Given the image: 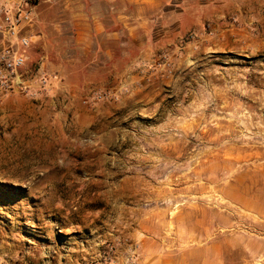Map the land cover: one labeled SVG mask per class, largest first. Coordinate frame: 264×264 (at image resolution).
<instances>
[{
	"label": "rangeland",
	"instance_id": "rangeland-1",
	"mask_svg": "<svg viewBox=\"0 0 264 264\" xmlns=\"http://www.w3.org/2000/svg\"><path fill=\"white\" fill-rule=\"evenodd\" d=\"M250 31H189L133 67L138 91L111 82L126 66L62 64L34 25L33 90L0 89V264H206L216 243L223 264H264L250 249L264 238V31ZM44 57L64 68L60 92Z\"/></svg>",
	"mask_w": 264,
	"mask_h": 264
},
{
	"label": "crops",
	"instance_id": "crops-1",
	"mask_svg": "<svg viewBox=\"0 0 264 264\" xmlns=\"http://www.w3.org/2000/svg\"><path fill=\"white\" fill-rule=\"evenodd\" d=\"M38 1L33 0L35 20L26 34L32 38L36 25L40 37L54 48L64 65H87L90 73L110 75L116 68L126 66L111 82L125 81L133 86L142 82L133 72L134 66L153 61L191 30L201 32L205 25H210L217 35L223 37L230 31L240 39H245L254 28L264 31V0H199L196 13L192 12L189 0ZM227 18L235 19L237 29H225ZM42 62L41 68L51 81L50 90L60 92L65 81L64 68L54 66L47 57ZM139 83L135 90L142 88ZM251 242L257 246L250 248L255 256L264 253V238ZM204 249L208 253L215 251L214 257H207L206 264H223L222 245L211 244Z\"/></svg>",
	"mask_w": 264,
	"mask_h": 264
},
{
	"label": "built area",
	"instance_id": "built-area-1",
	"mask_svg": "<svg viewBox=\"0 0 264 264\" xmlns=\"http://www.w3.org/2000/svg\"><path fill=\"white\" fill-rule=\"evenodd\" d=\"M34 19L33 0H0V89L31 93L33 79L25 77L26 50L33 42L25 32ZM47 80L44 81V83Z\"/></svg>",
	"mask_w": 264,
	"mask_h": 264
},
{
	"label": "bare ground",
	"instance_id": "bare-ground-1",
	"mask_svg": "<svg viewBox=\"0 0 264 264\" xmlns=\"http://www.w3.org/2000/svg\"><path fill=\"white\" fill-rule=\"evenodd\" d=\"M216 141V140H215Z\"/></svg>",
	"mask_w": 264,
	"mask_h": 264
}]
</instances>
